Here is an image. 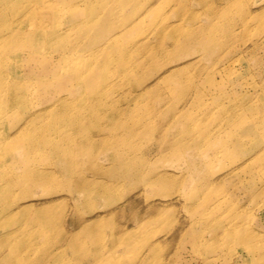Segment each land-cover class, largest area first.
<instances>
[{
	"label": "rangeland",
	"instance_id": "rangeland-1",
	"mask_svg": "<svg viewBox=\"0 0 264 264\" xmlns=\"http://www.w3.org/2000/svg\"><path fill=\"white\" fill-rule=\"evenodd\" d=\"M236 1L228 15L227 0H0V60L33 53L36 30L56 33L30 58L40 71L26 108H13L27 115L54 100L38 120L51 124L20 137L61 148L33 153L49 157L33 167L53 172L55 188L25 197L13 185L17 204L0 202V264H264V56L246 51L264 37V0ZM241 11L246 25L229 29ZM80 109L95 119L76 118ZM116 109L157 131H91ZM18 115L0 111L3 124ZM220 136L205 161L196 140ZM1 146L0 180L15 158ZM80 177L91 183L79 187ZM46 206L43 227L32 219Z\"/></svg>",
	"mask_w": 264,
	"mask_h": 264
},
{
	"label": "bare ground",
	"instance_id": "bare-ground-1",
	"mask_svg": "<svg viewBox=\"0 0 264 264\" xmlns=\"http://www.w3.org/2000/svg\"><path fill=\"white\" fill-rule=\"evenodd\" d=\"M2 1H7V0H2ZM236 0H227L228 3V15L231 14V7L234 6L236 4ZM238 13L237 16V20L236 22H231L228 19V22H226L227 27H229V29L232 27L235 28L234 23H240L241 26H245L246 25V21H245V14L243 11ZM0 16L5 17V12L0 13ZM49 24H45L44 26L46 27ZM243 26V27H244ZM49 28H43L42 31L36 30L35 31V36H32V39L36 40L35 42H33L32 44H27V46L32 49L33 53L31 54H25L23 55L22 53H18V54H12V55H6V57H4V59L0 60V111L3 110V108H7V107H11V109H13L16 113H18L19 115L17 116V118H13L10 117L9 118V123L7 124H3V122L0 119V129H2L1 132H5V131H14L13 135H11L9 132L7 133V135L3 136L0 139V148L2 147L1 145H8L11 144L12 147L9 150V152L7 154L8 159L10 160V158L12 156H14V163L10 162L9 164L6 165H10V164H14L13 168L11 170L12 173H5V177L2 178L0 180V202H2V204H4V206L8 207L10 205V201L12 200L11 198V186L16 185L20 187V194H22V196H31L33 193V188H41L43 189H53L55 188V184L53 182V172H51L50 170H46V169H34V165H37V163H42V164H46L49 160V157H43V158H36L34 157L35 154L34 151L39 150L40 148H44V147H51L52 152L54 151L55 153H59L60 151V144L58 142H54L53 139L51 138H33V139H25L23 137V139L20 137V135H24L27 131H41L42 129L45 128V125H47L48 123L51 124L52 119H50V121H48L47 123V119H45L44 121H41L40 123L38 122L39 120V116L41 118H43L42 116H49L50 113L52 112V105L54 104V100L51 99L50 102H48L46 105H43L42 107L37 108L36 111H34L31 114H27L23 113L22 110L18 109L19 112L13 108L16 106V104L18 106V108H26V104L25 102V91L29 88V86L32 85V83L30 81H28L31 77H33V73L30 74L31 72L37 71L38 69L40 71V68L34 69L33 66V62L30 58L37 55L36 51L41 52V49L44 50L43 48L45 47L46 41H50V39H54L57 38L56 33H50V32H46ZM214 30V29H211ZM210 30V31H211ZM40 32V33H39ZM53 32H55V30H53ZM113 41H111L110 39H107L104 43V45L101 47L102 50H110V48L114 45L112 43ZM45 51V50H44ZM248 53H257L260 52L263 54L264 56V37L263 36H257L256 38L252 39L250 46H248L247 50ZM110 53V52H109ZM41 57H45L47 54H40ZM39 55V56H40ZM63 57V56H62ZM17 59V62L13 63V60ZM25 59V60H24ZM33 59V58H32ZM258 61H262L263 57L257 58ZM8 61V62H7ZM30 63H28V62ZM7 62V63H6ZM50 62V61H49ZM32 64V65H31ZM184 64V63H181ZM181 64H176L174 65V67H171L170 69H168L167 73L164 75V77L162 79H164L165 81L170 80L175 78L176 76V71L178 69H180ZM44 73V72H43ZM23 74H26V76H22ZM29 75L31 77H29ZM25 77V78H24ZM84 76H81L79 79L84 78ZM89 79L92 78L91 75L87 76ZM260 78L262 79V81L264 80V72L263 74L261 73ZM27 79V80H26ZM28 81V82H27ZM27 82V84L25 85L24 83ZM264 83V81H263ZM262 89V93L264 96V85L261 88ZM59 100V99H58ZM128 105V104H127ZM129 106V105H128ZM62 113H65L66 110H61ZM77 115L76 118L82 120V119H87V118H94L95 116H93V112H91L89 109H85V110H79L75 113ZM116 115V117H112L110 119V121H108V123H106L105 125L103 124H97V123H93V119L91 121L90 128L91 131H111V129L113 127H117V128H121L124 131H157V129L151 126H146V124H136V125H129L127 122H125V117L123 116V113L121 112L120 109H116V110H112L110 112V115ZM26 115V116H24ZM36 115V116H35ZM184 113H180V116H184ZM16 116V115H15ZM121 118H117V117ZM107 133V132H106ZM225 136H229V135H225ZM110 138L108 139H97V140H93L91 139H86L87 141H92L95 143H104V141H106V143H112V139L114 136L109 135ZM226 138L225 137H214V138H210V142L209 140L205 141V138H199L196 140V144H197V150L200 152L201 157L203 159H205V161L213 158V151L215 149H217L219 147V143H222ZM217 146V148H216ZM228 149V145H223L220 150H226ZM210 151V153H209ZM62 154V159L66 160L67 156L63 153ZM6 159V162H9V160ZM5 160V159H4ZM3 160V161H4ZM64 160L65 162H68ZM135 162V161H134ZM137 162V163H136ZM134 164L135 166L138 164V161H136ZM143 160H141V162H139L140 164H142ZM139 164V165H140ZM130 165V164H129ZM111 170V169H110ZM115 170H113L114 172ZM109 172V171H106ZM187 172V171H186ZM148 172L146 171V174ZM122 177L124 175H121ZM193 176H195V173L193 174ZM114 178H117L115 175L113 176ZM165 181H167L168 179H164ZM77 185L79 187H81L83 184H88L91 183V180L88 178H78L76 180ZM72 194L73 191L71 192ZM78 193H80L79 191L75 192L76 196ZM98 193L100 195L105 194L104 188H100V190L98 191ZM80 198L86 197L84 193H80ZM99 196V195H98ZM2 198V199H1ZM78 198V197H77ZM78 198V199H80ZM76 200L79 201V200ZM7 200V201H6ZM51 200V199H50ZM47 202V201H46ZM75 203V202H74ZM17 202L11 203V205L9 207H12L14 205H16ZM28 206L29 204H25L22 205V210L26 211L28 210ZM4 207V209L6 208ZM46 207H41L37 210V213L35 214V216L33 217V221H38L40 225H42L43 227H45L48 224V221L45 220V217H47L48 212H49V208ZM206 209V208H205ZM83 227H86L83 226ZM5 235H0V242L4 241L5 239ZM0 258H3V255L0 252Z\"/></svg>",
	"mask_w": 264,
	"mask_h": 264
}]
</instances>
